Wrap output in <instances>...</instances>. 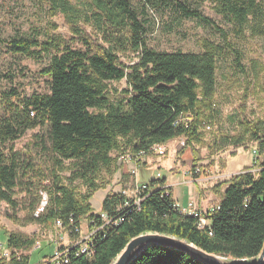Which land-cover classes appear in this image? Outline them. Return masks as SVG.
Masks as SVG:
<instances>
[{
    "label": "trees",
    "instance_id": "1",
    "mask_svg": "<svg viewBox=\"0 0 264 264\" xmlns=\"http://www.w3.org/2000/svg\"><path fill=\"white\" fill-rule=\"evenodd\" d=\"M49 5L54 14L60 12L69 20L75 39L54 34L0 39V45L14 55L47 59L41 71L50 83V91L43 94L15 96L14 101L0 97V202L15 205V188L35 170L33 163L21 160L11 143L41 126L46 131L42 148L49 157L47 173H40L44 176L40 180L51 184L43 187L46 206L30 220L49 226L60 221L75 240L83 219L97 228L88 252L71 248L69 264H110L132 237L147 231L185 238L218 255L256 257L264 244V130L249 121L244 123L257 143V155L251 166L226 181L220 202L207 211L208 227L199 228L197 217L181 211L163 176L146 183L139 204L122 191L106 194L101 213L94 212L90 203L122 164L114 152L148 151L180 136L187 138V144L196 140L201 105L216 89L218 47L205 43L200 53L150 47L147 24L129 0H50ZM176 6L186 17L215 26L197 8L179 1ZM223 6L218 13L242 24L250 16L252 20L264 16V0H228ZM92 19L107 34L123 37L137 53V61L125 65L110 47L92 41L78 27L80 21ZM123 79L127 87L113 99L109 83ZM181 115L189 118L188 126L176 124ZM102 171H109V178L102 179ZM64 172L70 173L68 183L63 181ZM76 180L87 187L85 194L77 193ZM35 242L33 237L11 234L7 243L11 264H30L31 255L17 254ZM0 264H6L1 256ZM131 264L204 263L188 253L154 246Z\"/></svg>",
    "mask_w": 264,
    "mask_h": 264
},
{
    "label": "rangeland",
    "instance_id": "2",
    "mask_svg": "<svg viewBox=\"0 0 264 264\" xmlns=\"http://www.w3.org/2000/svg\"><path fill=\"white\" fill-rule=\"evenodd\" d=\"M49 1L0 0V39L41 38L52 34L75 39L69 20L60 12L54 14ZM129 1L147 24L145 38L150 47L159 51L200 53L205 43L217 46V84L214 94L201 105L196 140L187 144V138L180 136L163 145L164 155L151 154L138 162H122L110 178V184L99 189L90 203L94 212L99 213L108 192L127 190L132 196L137 183H147L160 173L166 178V185L171 187L173 199L182 212L198 211L206 217L207 211L220 202L226 181L251 166L257 155V143L244 122L258 124L264 130V16L253 20L250 16L251 20L242 24L218 13L228 0H172L167 4H156L153 0ZM177 1L197 8L212 19L215 26L186 17L176 6ZM78 27L92 41L110 47L125 65L137 61V53L126 45L123 37L107 34L93 19L80 21ZM237 54L241 56L243 68L238 63ZM47 63V59L14 55L0 45L1 100L14 101L15 96L29 97L49 92L50 83L41 71ZM109 86L110 95L117 99L127 82L124 79L111 81ZM44 143L46 131L41 126L27 130L11 143L21 160L33 163L35 170L22 177L15 188V205L0 202V243L3 244L2 255H5L6 264H11L12 249L7 245L11 234L36 240L30 249L19 251V254L31 255L30 264H42L57 248L72 242L68 233L57 225L30 220L32 215L42 212L48 201L43 187L51 182L40 180L47 173L49 157L48 150L42 148ZM127 151L130 150L125 148L112 155L118 158ZM196 168H199L198 174H195ZM252 172L256 173L257 169ZM69 175V172L63 173L65 183H68L66 177ZM109 176V171L101 172L102 179ZM221 184L223 186L217 192L215 188ZM73 186L79 195L87 192V187L79 180L74 181ZM88 233V223L83 219L81 237Z\"/></svg>",
    "mask_w": 264,
    "mask_h": 264
},
{
    "label": "water",
    "instance_id": "3",
    "mask_svg": "<svg viewBox=\"0 0 264 264\" xmlns=\"http://www.w3.org/2000/svg\"><path fill=\"white\" fill-rule=\"evenodd\" d=\"M154 246L188 253L204 264H264V244L256 257L232 258L210 253L185 238L156 231H147L132 237L110 264H131L139 254Z\"/></svg>",
    "mask_w": 264,
    "mask_h": 264
},
{
    "label": "built area",
    "instance_id": "4",
    "mask_svg": "<svg viewBox=\"0 0 264 264\" xmlns=\"http://www.w3.org/2000/svg\"><path fill=\"white\" fill-rule=\"evenodd\" d=\"M184 124L185 126H188L189 124V118L187 116H183L181 115L177 120H176V124ZM164 144H155L153 145L148 151L146 150H140L136 153L132 152V151H127L125 153H122L121 155H119V160L121 162H125L126 160L129 161H134V162H138V160H141L151 154H158V155H164ZM257 153V151H256ZM256 156V155H255ZM258 171V168H256ZM254 170V169H252ZM199 168L195 169V174H198ZM156 178H162V175L160 173H158L156 175ZM168 186V185H166ZM147 188V184L146 183H137L135 185L134 191H133V195L129 196L128 191L127 190H122V193L125 194L127 197H129L130 199H133L135 204H139L142 200V193L145 191V189ZM177 204V203H176ZM177 206L179 207V204H177ZM101 213V212H99ZM188 214H193L195 217L198 218V226L201 229H204L206 227L209 226V221L208 219L204 216L201 215V213H199L198 211H195L194 213H188ZM102 216H104L102 214ZM206 218V220L204 219ZM87 221V220H86ZM88 223V228H89V233L85 236V237H81V228H82V222H81V226L76 228V231L79 232L80 237L75 240V239H70L72 240L71 244L64 246V247H59L56 249V251L53 252V254L51 256H48L44 259V261L42 262V264H69V252L71 251V248H75L78 247L79 248V252L85 253L88 252L90 250V242L92 241L97 228H92L90 226V223L87 221ZM56 225L63 229L62 227V223L60 221H57ZM64 230V229H63ZM211 234V233H210ZM69 236V235H68ZM3 254V244L0 243V256L3 258L5 255ZM6 254V253H5ZM11 255V254H10ZM18 257L20 254H17ZM5 258V257H4Z\"/></svg>",
    "mask_w": 264,
    "mask_h": 264
},
{
    "label": "crops",
    "instance_id": "5",
    "mask_svg": "<svg viewBox=\"0 0 264 264\" xmlns=\"http://www.w3.org/2000/svg\"><path fill=\"white\" fill-rule=\"evenodd\" d=\"M166 184H167V183H166ZM168 184H169V183H168ZM224 190H225V189H224ZM224 190H223V191H224Z\"/></svg>",
    "mask_w": 264,
    "mask_h": 264
}]
</instances>
